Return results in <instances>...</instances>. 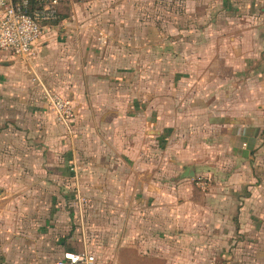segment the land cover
I'll return each mask as SVG.
<instances>
[{
  "label": "crops",
  "instance_id": "1",
  "mask_svg": "<svg viewBox=\"0 0 264 264\" xmlns=\"http://www.w3.org/2000/svg\"><path fill=\"white\" fill-rule=\"evenodd\" d=\"M179 1L205 8L201 20L169 22L185 29L186 44L201 34V54L185 56L202 61L194 89L201 99L188 103L202 111L206 136L198 151L185 143L160 158V117L150 119L145 101L129 100L127 69L106 71L107 84L95 79L87 87L82 79L104 72L88 67L85 29L104 25L111 35L100 32L97 44L126 45L121 56L131 44L144 54L139 45L167 38L150 35L161 21L136 18L135 0H62L60 22L31 59L0 51V264H58L78 252L84 224L76 214L85 198L69 199L66 189L75 184L89 189L93 250L104 243L154 253L167 245L168 264H264V179L256 164L264 157V0ZM99 12L104 22L95 19ZM181 38L170 33L168 42ZM169 50L178 59L177 47ZM63 87L80 112L70 153L65 126L49 114L44 95ZM70 170L77 175L68 181Z\"/></svg>",
  "mask_w": 264,
  "mask_h": 264
},
{
  "label": "rangeland",
  "instance_id": "2",
  "mask_svg": "<svg viewBox=\"0 0 264 264\" xmlns=\"http://www.w3.org/2000/svg\"><path fill=\"white\" fill-rule=\"evenodd\" d=\"M77 1L81 2V0H76V2ZM135 1L137 4H140L139 12L137 11L134 13L136 18L143 17L146 19V21L151 22L161 21V26L158 27V29H147L150 35H166L167 38L164 40L162 37H159L157 38L156 43H147L143 46L139 45L140 51H143L141 48L144 49V54L137 52V44H131L129 45L131 50L129 56H126V54L121 56V53L118 52H120L123 46L127 47L126 45L121 46V44L110 43L105 48H100L97 44V36L100 32H108V35H111L108 28H105L103 25V27L100 28L92 27L85 29V31H87V34L85 35L91 36L92 43L88 51L93 53L91 56V64L88 65V67L92 66L99 71L104 70V72L96 73L92 77L86 76L82 79L87 83V87L90 86L89 82H92V80L95 79H99V81L102 83L107 84L109 80L108 77H111L105 74L106 71L116 68L127 69L126 75H124L123 79L125 80V83L129 85V100L136 101L137 99H140V101H145L147 105L145 110L150 114V119H152L153 112L156 115V119L157 117H160V124H156L162 130V140L160 139L159 148L160 153H158L160 158L164 159L165 156H172L173 149L180 148L185 143L186 145L190 146L191 149L198 151L201 149L198 143H196L198 138L206 136L205 133L200 131L203 127L201 120H199L202 111L199 107H190L188 103L192 96H196L197 99H201L202 93H200V90L196 91L194 89L203 78L201 75L202 61L195 58L186 59L185 56L189 50L195 52L197 51V54H201V34L199 32L196 34L197 37H195V40L197 43L189 42L186 44L185 42H182L186 35L185 31H183L185 29L178 28V30H176L173 27L170 28L169 22H171V20L175 17H177L178 21L182 22H185L186 20H201L203 18L202 15L205 11V8L195 4L187 5L183 1H179L176 4L174 3V0ZM102 14L103 12L94 14L95 19H101L102 21ZM65 15L66 13L63 12V16ZM170 33L173 36H182L180 39L182 43L179 42L177 45L170 44L168 42V36ZM170 47H172V49L177 47L178 59H170ZM116 53H118V55ZM190 68H194V71L198 72V74L191 75L189 70ZM68 90L69 89L63 87L59 90L61 93L59 92L57 94L63 96L72 103V107L76 115L70 129L65 127L66 148L67 153H70L76 148L75 142L73 141H78L80 139V132L78 130L77 123L80 112L78 108H76V105L74 106L72 101L73 99L67 95ZM213 99H215V97H213ZM45 102L49 114H52L56 121H58L57 115L51 108L49 102L47 100ZM218 110L219 109L217 108L211 109V113L214 115V117L215 115H218ZM192 117H194L196 120H193ZM191 129H193V131L188 132V130ZM87 139L90 140L89 136H87ZM74 161V156L70 157V154H68L66 164L69 166V169H72V166H75ZM256 164L258 165L260 175L258 179H264V157H260ZM73 172V170H70V173L72 174L69 175L68 181H71L74 178V175H77V173L74 174ZM171 176L172 173L168 172L165 179H170ZM197 182H205V179L201 177L197 179ZM74 186L70 185L69 188L66 189L69 199L73 200L74 197H77L78 195H81L83 198H85V200L82 201L80 212L76 214V216L83 218L84 224L83 234L81 236V245L79 247L76 244V250L78 251L76 254L85 253L84 249H87L89 252L91 250V252L96 255V264H137L140 262L146 264L169 263V250L166 249L167 245H163L165 246L164 250L154 253H138L131 251L122 252L114 251L112 249L107 250L105 247L100 248L102 245H104V243L101 246H98L99 248L97 250H93L95 246L92 245L96 244V236L94 234L96 231L93 229L91 223V205L88 201V197L90 195L89 189H79L76 184ZM202 190L206 192L208 189ZM161 238L163 243L166 239H168L164 236ZM111 260L113 261L111 262ZM59 262L61 261H58V263ZM66 264L71 263L66 262Z\"/></svg>",
  "mask_w": 264,
  "mask_h": 264
},
{
  "label": "built area",
  "instance_id": "3",
  "mask_svg": "<svg viewBox=\"0 0 264 264\" xmlns=\"http://www.w3.org/2000/svg\"><path fill=\"white\" fill-rule=\"evenodd\" d=\"M62 0H0V51L29 60L37 46L60 22ZM44 95L58 121L70 129L75 119L72 103L44 89ZM96 264L89 253L69 254L58 264Z\"/></svg>",
  "mask_w": 264,
  "mask_h": 264
}]
</instances>
